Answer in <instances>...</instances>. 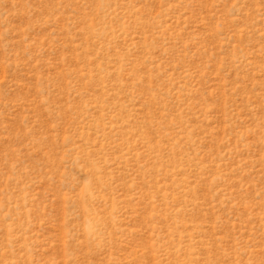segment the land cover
Wrapping results in <instances>:
<instances>
[{"label":"rangeland","instance_id":"obj_1","mask_svg":"<svg viewBox=\"0 0 264 264\" xmlns=\"http://www.w3.org/2000/svg\"><path fill=\"white\" fill-rule=\"evenodd\" d=\"M0 264H264V0H0Z\"/></svg>","mask_w":264,"mask_h":264}]
</instances>
